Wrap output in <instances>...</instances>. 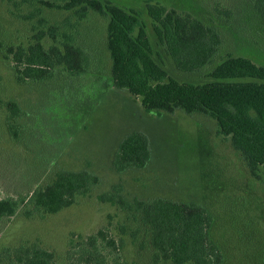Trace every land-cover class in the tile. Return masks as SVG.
Wrapping results in <instances>:
<instances>
[{
    "label": "rangeland",
    "instance_id": "rangeland-1",
    "mask_svg": "<svg viewBox=\"0 0 264 264\" xmlns=\"http://www.w3.org/2000/svg\"><path fill=\"white\" fill-rule=\"evenodd\" d=\"M45 1L50 0H0V41L28 45L35 33L51 25H58L59 31L75 32L79 28L82 34L85 32L88 51L95 55L94 69L69 79L54 77L46 89L30 91L33 104L37 98L31 127L53 147L44 151L46 159L38 156L36 145L17 143L10 137L4 124L5 111L0 107V195L18 194L45 184L59 168H88L99 175L101 183L76 204L43 219L17 215L6 221L0 227V245L39 239L61 256L69 236L107 226L114 236L124 237L125 264H151L149 252L138 255L129 235L121 233L120 225L125 222L122 209L99 198L121 183L128 196H162L204 205L214 217L212 233L224 253L222 264H264V182L251 175L240 151L219 132L216 119L183 109L160 113L146 110L140 97L111 83L108 19L92 10V16L80 23L73 17L67 21L68 13ZM113 1L144 12L147 0ZM153 1L167 2L170 7L176 2L179 7H191L203 18L218 20L222 43L214 62L234 53L264 65V21L249 0H200L204 4L192 0ZM216 6L229 8L232 14H222ZM163 60L170 75L181 81L206 80L213 65L184 71L169 54ZM27 90L14 80L0 55V104L1 99L11 97L26 101L30 97ZM43 106L45 114L40 111ZM134 131L147 135L150 158L144 167L117 171L113 165L119 143ZM43 160L55 162L44 166Z\"/></svg>",
    "mask_w": 264,
    "mask_h": 264
},
{
    "label": "trees",
    "instance_id": "trees-1",
    "mask_svg": "<svg viewBox=\"0 0 264 264\" xmlns=\"http://www.w3.org/2000/svg\"><path fill=\"white\" fill-rule=\"evenodd\" d=\"M249 2L264 21V0ZM45 3L68 13L67 21L73 17L80 23L92 16V10L105 21L107 18L111 83L140 97L148 111L183 109L211 115L219 132L228 136L240 151L251 175L264 182V65L234 53L214 62L222 43L218 20L203 18L191 7L185 9L176 2L170 7L167 2L147 0L144 12L113 0ZM215 8L227 16L232 14L229 8ZM59 30L58 25L39 30L28 45L0 41L3 64L17 83L28 88L26 93L39 87L46 89L54 77L69 79L94 69L95 55L88 51L85 32L82 34L79 28L75 32ZM168 54L184 71L213 65L206 80L181 81L164 67L163 59ZM31 96L23 102L15 97L1 99L4 124L15 142L36 145L38 156L46 159L44 151L53 147L46 145L31 127L32 110L37 107V98L33 104ZM45 107L40 109L44 114ZM149 158L147 135L134 131L119 143L113 166L122 172L144 167ZM50 161L55 162L43 160V165H50ZM100 183L99 175L88 168H59L45 184L18 194L0 195V227L17 215L43 219L57 213L76 204ZM99 198L122 209L125 222L120 225L121 233L129 235L138 255L149 252L151 264L224 262L223 250L212 233L214 217L204 205L162 196H128L121 183L101 193ZM67 240L61 256L39 239L0 245V264H125L124 237L114 236L107 226L89 234L69 236Z\"/></svg>",
    "mask_w": 264,
    "mask_h": 264
}]
</instances>
